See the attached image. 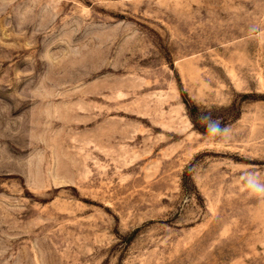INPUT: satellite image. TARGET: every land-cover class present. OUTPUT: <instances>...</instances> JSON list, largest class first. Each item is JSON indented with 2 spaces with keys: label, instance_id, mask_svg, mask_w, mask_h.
Here are the masks:
<instances>
[{
  "label": "rangeland",
  "instance_id": "rangeland-1",
  "mask_svg": "<svg viewBox=\"0 0 264 264\" xmlns=\"http://www.w3.org/2000/svg\"><path fill=\"white\" fill-rule=\"evenodd\" d=\"M264 0H0V264H264Z\"/></svg>",
  "mask_w": 264,
  "mask_h": 264
},
{
  "label": "clouds",
  "instance_id": "clouds-1",
  "mask_svg": "<svg viewBox=\"0 0 264 264\" xmlns=\"http://www.w3.org/2000/svg\"><path fill=\"white\" fill-rule=\"evenodd\" d=\"M247 190L250 194L264 195V184L249 176V179L247 180Z\"/></svg>",
  "mask_w": 264,
  "mask_h": 264
}]
</instances>
